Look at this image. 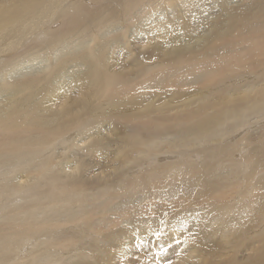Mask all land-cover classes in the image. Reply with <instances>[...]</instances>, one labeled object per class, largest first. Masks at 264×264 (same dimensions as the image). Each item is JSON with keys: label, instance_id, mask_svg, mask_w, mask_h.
Here are the masks:
<instances>
[{"label": "bare ground", "instance_id": "1", "mask_svg": "<svg viewBox=\"0 0 264 264\" xmlns=\"http://www.w3.org/2000/svg\"><path fill=\"white\" fill-rule=\"evenodd\" d=\"M159 1L163 0H129L127 2H124V0H84L82 2L78 0H0V264H55L58 261L61 262L60 264H93L92 260L96 261L97 264H108L105 263V260H111L110 264H119L117 261L113 262L116 253H118V256L124 254L126 258V253L129 254L128 250L131 246L138 253L140 252L138 250L140 245H144V247H141L143 249L141 252L146 253L147 256L155 254L159 258H163L161 260L163 264H198L200 260L194 256V253L199 244L209 246V253H213L212 257L218 258L215 261L217 264H264V170H261L260 177L255 179V173L252 172L253 175L250 177L249 175L246 176L249 171L244 173L245 169L243 168V179L237 180L236 176L239 175V170L242 169L243 164L240 167L232 162L230 163L232 160L230 159L227 162L229 161L228 164L235 167L236 173H233V168L229 169L227 165L226 167L230 171L227 168V170L222 171L223 167L219 166L222 165L224 156L221 155L217 146L212 147V143L211 146L208 145L213 148L212 150L209 148V151L204 154L201 152L200 155L194 153L197 156L196 159L192 156V152L187 153V148L194 147L201 140L204 143L207 139H210L208 131L214 128L215 125L219 126V129L220 126L225 125V128L218 131L216 141L220 142L223 138L226 140L223 135H227L228 138L237 137L239 132L244 131L249 125L253 124L250 122L249 116L251 114L248 115V112L252 111L254 113L256 110V114H254L256 116L257 112L259 113L257 111L260 108L259 106L264 105V65L260 64V69L253 71L251 74H248L249 72L238 73L240 71L239 67H241L239 66L238 70L234 72L227 71L231 73V77L228 73L223 72L224 68H228L234 59L231 56L233 53L231 54L229 51L227 55H230V57L226 56L228 59L231 58L230 63L225 59L229 64L228 67L226 66L227 62L223 61L225 66L223 63L221 65L217 62L218 59L215 60L214 57L213 61L217 62L218 66L221 65L222 68L217 66L218 68L214 70L211 67L216 66V63H213L210 66L213 72H209L210 69L207 72L211 73L215 79H217V76L220 78L223 75L220 79L221 82L217 79L219 82H217L215 88L214 84H207L205 87H200L201 89L199 88L198 92L196 90L193 93L178 95L173 88L180 89L182 82L177 81L180 83L177 89V86L172 87L170 81L173 79L172 82L176 83L177 75H179L178 78H182L180 77L181 72L178 73V71H182L179 69L180 65L179 68L177 67L178 71H174V74L177 72L175 77L170 75L175 80L168 76V74H173L170 73L171 71L167 74L169 79L166 80L170 82L172 88L168 85L167 89L160 91V85L158 86L156 81L160 84L165 80V77L162 78L160 75L159 77L163 79L161 81L154 73L157 77L156 81L152 79L154 81H146L139 85L142 89L152 87L158 89L159 87V93L152 90L154 89L152 88L149 94H147V91L141 93L144 94L143 98L141 95V98L131 97V94L129 96L131 98L125 96L127 101L122 104L124 97L122 94L129 90L131 93L134 90L136 92V88L139 87V85H133V87L125 78V76L130 77L131 73L121 72L120 75L114 74L113 76L108 72L109 69L107 70V65L110 63V54L115 50L114 47L117 46V43L123 45V39L113 42L116 46L111 47L110 40H106V33L104 36L98 37L96 47L94 46L93 49H88L87 44H80L81 47L73 48V45L71 49L69 48V52L60 53L66 45H70L75 39L85 35L87 37L90 31L93 33L97 30L100 31V28L104 27L109 19H113L114 15L110 11V4L114 5L115 3L117 7L116 2H118L120 7H125L124 11L121 9L122 12H129L132 17V14L135 15L137 12L142 13L146 7L156 8ZM189 1L193 0H182V2H186L185 4ZM229 1L225 0V3L227 4ZM241 1L239 0V2ZM249 1L248 5L241 4L242 2L235 5L238 6L236 10L239 9V12L234 11L230 14L231 18L229 20H232L233 27L238 32L236 40L227 39V34L217 36L214 39L218 44H214L208 50H214V47L219 50L222 43L228 46L244 42L246 39H249L252 45H248V48L244 49L242 46L238 47L244 51L237 49L239 53L248 56L245 58L250 57L252 59L253 55L251 54L261 49L258 46L259 44L255 46L253 41L256 39L251 37L253 33L251 25L253 24L251 23L247 28H244V25L238 26L251 17L250 12L252 9L250 10L249 6L256 4H253V2L257 0ZM259 2L262 3L263 1ZM174 3L177 4V2ZM189 3L190 5L187 4L188 9L191 7L190 10H194L193 13L199 15V18L197 16L196 18L189 17L190 24L185 26H182L184 22H182V25L181 23L177 25L179 22L177 24L175 22L173 25L163 24L164 17L161 16L162 14L159 13V16L158 12L152 11L157 14L156 23L154 21L151 25L147 24L148 26L143 32H140L141 35L138 37L140 39L148 36H150V39L153 36H156L158 40L160 39L158 42L154 41L158 44L151 52L154 57L162 58L169 55L166 63L168 65L164 63L165 70L162 69L161 65L159 71H166V66L169 68L171 65L170 68L172 69L177 64H187L189 60L194 61L192 65H195L198 58L200 59V57L209 54L205 51L207 54L203 52L196 55H187L189 52L186 51L203 41V35L200 33L195 35V30L197 28L207 29L208 25H205L209 17L207 14H209V10L216 11L217 9L215 10L214 6L206 5L207 9L205 10L207 12L204 13L205 10L201 6L198 10L202 9L203 15L195 11L197 10L195 7H198L200 2L196 6L192 5V2ZM202 3L200 5H203ZM92 4H95L96 7ZM180 4L182 5L181 2ZM217 5H219L218 2ZM159 6L160 8L163 7ZM167 8L169 10L168 6ZM172 9L173 7L170 10ZM184 9L187 10V6ZM145 11L147 12V10ZM173 11L176 12L177 10ZM122 12L119 13L120 19ZM146 14L143 15L149 16ZM205 15L207 16L205 17ZM145 18L149 19L150 17ZM254 18L253 20H255ZM177 20L179 21V19ZM253 20L251 19L250 22ZM114 21L113 19L112 23ZM116 21L118 22V20ZM131 21H127V25ZM210 26L211 24H209ZM138 28L140 27L136 26V30L131 34L134 39H137ZM179 30L181 35H177ZM188 31L190 33L194 31L195 37L187 38L185 36L184 41H179L178 37L176 38V36H180L181 39L184 38V34ZM206 34H204L205 37H207ZM197 35L199 37L196 38ZM261 35L263 36L260 37ZM123 37L125 39L126 36ZM94 38L96 37L94 36ZM258 38V41L255 42L259 43V40L262 42L264 33H261ZM88 40L90 39L88 38ZM138 46L140 45L138 44ZM166 47L167 52L164 49ZM256 47L257 49H255ZM262 48L264 49V47ZM263 49L255 54L256 58L260 56L259 60L262 54L264 55ZM172 51H176V53H171ZM97 53L100 55L99 58ZM239 53H237V56L242 57L241 54L238 55ZM226 56L223 57L226 58ZM233 56H235V59L237 58L236 55ZM241 57L239 58L242 59L244 56ZM255 57L253 61L251 60L252 62L255 61ZM245 58L246 65L244 62V64L242 62L240 64L246 68L247 63L251 61ZM240 59L233 60V62H239ZM165 60L162 59V62ZM263 60L264 58H261V61ZM85 61L89 63L90 68H86ZM202 61L198 60L195 67H198V64L201 63V66L199 65L201 69L208 64L207 62L204 64ZM210 61L212 60L210 59ZM256 63L255 61L254 64ZM259 66L257 65L258 68ZM78 67L81 70L82 67L83 70H88V73H86L88 80L86 82L88 83L83 84L84 86H80L82 82H79L81 79L78 78V75L83 74L85 78L86 71L79 73L80 69ZM250 67L251 65L248 67L249 71ZM203 69H201L203 72L200 71L198 74L196 70L194 71L195 78L196 76L201 77L202 74L205 75V68ZM260 70H263V73H258ZM182 75H184L183 71ZM192 75L189 74L190 78ZM212 81L215 82L213 79ZM155 83L158 87L155 86ZM218 83L221 84L218 85ZM225 84L231 85L232 88L218 97V101L223 100L226 102V106H224L227 108L222 107L224 110L218 114L219 118H208L209 114H207L205 120H200L194 115L195 111H190L187 117L182 115L175 118V121H170L171 119L169 120L167 115L163 113L173 111L179 107L182 109L184 108L183 105L190 106L197 101L203 102L204 100L214 99L213 92L216 88ZM165 85L166 83L163 84V86ZM87 86L89 87L88 93L78 92L79 89L81 90L82 87ZM185 88L186 86H184ZM152 91H154V94H152ZM73 92L77 94L72 96ZM93 99H100L99 103L93 104ZM145 99L147 100L145 101ZM116 100H119V103ZM49 101H52L53 104L49 103L50 105H48ZM126 102L128 105L131 104L130 108L126 105ZM153 113L155 117H153ZM211 115L214 116L215 114ZM194 116L197 121L190 124L191 120H194ZM110 117H118L125 124L130 123L134 117L139 120L138 126L134 125L133 128L128 130V133H125L126 136L123 135L121 139L117 140L114 138L120 144V147H118L120 150L116 148L117 151L111 154H109L107 148L108 145L110 146L111 138H113L110 133L114 131L111 130L112 132L106 134L107 131L102 130L99 132L100 138L92 136L97 128L95 122L103 119L100 120L99 127H106L108 123L105 122H108ZM227 119H230L228 120L229 124L226 123ZM98 122L96 123L98 124ZM172 127L179 128L180 135H177L180 138H176V140H174V137L169 138ZM108 129L110 128L108 127ZM214 130H211V132ZM159 136H162L161 139ZM104 141L108 142L102 144ZM237 141L232 140L234 143H237ZM129 147L133 148L129 150L130 154L127 150L126 152L123 151V149ZM173 150L176 152H173ZM114 153L118 156L112 159L110 155L112 156ZM133 154L135 155L133 156ZM76 156H88L87 160H84L87 162L83 163L81 160L77 165L70 166L74 163L75 160L73 159ZM56 158H58L57 161H55ZM179 159L182 160V168H178V165L181 167V164H178ZM227 159L229 158L227 157ZM91 160L104 166H100L102 167L101 171L89 175ZM196 160H200L201 164L196 163ZM113 164L116 165L109 168ZM182 171L185 173H181ZM226 172L231 173L224 175ZM222 173L224 176H221ZM203 188L210 189L212 194L214 193L206 204L205 200L207 198L203 199L197 196L192 199L190 197L197 194L199 190L204 192ZM184 201L186 202L184 203ZM184 207L187 209H184ZM169 211L175 215L170 217ZM159 213H164L163 217L167 216L165 220L167 221L170 218L173 223H165L160 227L155 222L156 216L160 215ZM152 214V218L142 220L143 216L146 217ZM212 225L214 229L210 228ZM238 238H241L239 246L236 245ZM231 242H233L232 246H230ZM254 242H257L258 246H256L257 244L254 246ZM33 243L36 245L32 247ZM114 248H117L118 251ZM154 250H157V252ZM243 250H249L245 257L241 255ZM105 251L107 254H104ZM230 252L231 255L229 256ZM97 253L104 254L106 258L104 259V255H97ZM238 254L242 258H239ZM139 255L135 254L133 257L137 256V258L142 259L143 256ZM148 259L150 260V258ZM133 261L129 258L126 259L128 264Z\"/></svg>", "mask_w": 264, "mask_h": 264}, {"label": "rangeland", "instance_id": "2", "mask_svg": "<svg viewBox=\"0 0 264 264\" xmlns=\"http://www.w3.org/2000/svg\"><path fill=\"white\" fill-rule=\"evenodd\" d=\"M79 2H82V1H84V0H78ZM127 1H129V0H127ZM126 0H124V2H127ZM164 1V0H163ZM159 1L158 2V6H156V8L155 7H151V9H150V7H146L143 11L145 12H143L142 11V13H138V15H137V13L134 15V14H132V17H131V14H129V12H122V10L123 9H125V7L123 6V7H120L119 6V3L118 2H116L117 4H118V6L116 7L115 6V3H114V5L113 4H110V7H111V9H110V11H112L113 12V19L115 20L113 23H112V21H113V19H109V21H108V23L107 24H105L104 25V27H102V28H100L101 30L100 31H98V33H97V31L95 32V33H93L92 31H90V33L89 34H87V37H86V35L85 36H82V37H80V38H77V39H75L72 43H75V44H70V45H66L65 46V48L64 49H62L61 51H60V53H62V52H69V50L73 47V45H74V47L73 48H76V47H81V45L82 44H87L88 45V49L89 48H92L93 49V47L95 46L96 47V44H97V41H98V37H100V36H104L106 33H107V35H109V36H107V35H105V37H107L106 38V40H110V44H112L111 45V47H113L115 44H113V42L115 43V42H117L119 39H123L122 41L123 42H125V43H123L122 42V44L124 45H121V44H118L117 43V46L116 47H114L115 48V52L114 51H112V54H110V58H109V62L111 63H109L107 66H108V68H107V70H108V72L109 73H111V75H113L114 76V74H116V75H120L121 74V72H124V73H131L130 74V77L128 76H125V78L131 83V85L133 86H138L139 84H141V83H144V82H146V81H154L157 77H158V79L160 80L161 79V81H163V79L162 78H164L165 77V80L163 81V82H165L166 83V85L165 86H163V84H165V83H163V82H161L160 84L158 83V81H156L157 82V84H158V86L160 85V88H161V90L160 91H162V89H167L168 88V85H170V84H172L173 86L172 87H176L177 89L179 88V85H180V83H178L177 81H179V82H182L181 83V85H180V89H178V90H176L175 88H173L174 89V91L178 94V95H180L181 93H193V91H195L196 92V90H197V92H198V90H199V88L200 87H205V86H207V84H214V88L216 87L215 85L217 84V82H221L222 80H220L221 79V77L223 76H221L220 78L217 76V79L219 80H217V79H215V77L214 76H212V74L210 73H207L208 72V70L210 69L211 70V68H214V70L216 69V68H218V67H221L222 68V66L221 65H223L224 64V62H229L230 63V61H231V58H229L228 59V57L227 56H229L230 57V55H227V54H229V51L231 52V54L233 53V55H236L237 56V53H239V51H244L243 49L244 48H248V45H252V42L249 40V39H246L244 42H241V43H237V44H230V45H228V46H225V45H227V44H224L223 45V43L221 44L222 46L220 47V49L219 50H221L220 52H218L219 50L218 49H216L215 47H214V50L213 49H210V50H208L209 48H212L213 47V45L214 44H218V42L214 39L215 37H217V36H220V35H226V37H227V39H231V40H233V39H235V38H237V31H236V28L234 29V25H233V22H232V20H229L230 18H231V15L230 14H232V12H239V9H237L236 10V8H238V6H235V5H239L241 2V4H249V2L247 1L246 2V0H240L241 2H239V0H233L232 2H231V0L229 1V3H225V0H193V1H189V2H192L193 4L192 5H195L194 3L196 2V1H198V2H200V3H202L203 1V5H200V3H199V6L198 7H195V9H197V10H195V11H198L200 14H203L201 11H203V10H205V9H207L206 7V5H210V6H214V9L216 10V11H213V9L212 10H209V14H207L209 17L207 18V23L205 24L206 26L208 25V27H207V29L206 28H201V29H196L195 30V35H196V33L197 34H202L203 36V41H201L200 42V44H197L198 45V47H197V45L196 46H193L191 49H189L188 51H186L188 54L187 55H190V54H193V55H196V54H201V53H203V52H207V53H209L206 57L204 56V57H200V59L198 58L197 59V61L198 60H203L202 61V63L204 62V64H205V62H207L208 64L206 65V66H203V68H205V71H206V73H205V75H208V76H210V77H208V76H205V75H203L202 74V76L200 77H197L196 76V78H195V70H196V73L198 74V73H200V71H201V73L203 72V68H201V69H203V70H201L200 69V67H199V65L201 64H198V67L196 66L195 67V65H197V61H195L196 63H195V65H192V64H194V61H188L187 62V64H184V63H182V64H177V65H175L176 67H172V69L170 68L171 67V65L169 66V68H168V66H166L167 67V70L166 71H162V70H160L159 71V68H160V66L162 65V69H164V66H165V64L167 63V58H169V55H166V56H163L162 58L160 57V58H158V57H154L152 54H151V52H153L152 51V49H154V48H156L157 46H158V44H156L155 42H158L159 40H158V38L156 37V36H153L151 39L149 38L150 36H148V37H143L142 39H140V38H138L139 37V35H141V33L143 32V30L148 26V25H151L154 21V23H156V19H157V17H156V15L158 14L159 16H160V14H162L161 16H163L164 18V20H163V24H165V23H168V25H173V23H175L176 22V24L179 22V24H177V25H180V23H181V25H182V22H184L183 23V25L182 26H185V25H188V24H190L189 23V21H188V18L189 17H191V18H196V16H197V14H194L193 12H194V10L193 11H191L190 9H191V7H190V9H188V5H190V3L189 2H187V4H185L186 2H182V0H173V1H171V0H167V1ZM208 1V2H207ZM210 1V2H209ZM259 1H261V0H257V1H255V2H253V4L254 3H256V4H254V5H252L251 7L249 6V8H250V10H251V12H250V19H248V21H245V23L244 22H242L241 23V25H238V26H243L244 28H247L248 26H250L251 25V23L253 24V25H251V27H252V29H253V33H252V36L251 37H254V39H256L255 41L257 42L258 41V37H259V35L261 34V33H264V11H262V10H264V9H262V7H264V0H262L263 2L262 3H260ZM161 2V3H160ZM168 2V3H167ZM171 2H177V4L176 3H174L175 5L173 6V3H171ZM180 2L182 3V5L180 4ZM198 2H196V5H198L197 3ZM214 2V3H213ZM217 2L219 3V5H217ZM220 2H221V4H220ZM224 2V3H223ZM243 2H245V3H243ZM122 3V2H121ZM166 5H165V4ZM209 3V4H208ZM216 3V4H215ZM180 6H179V5ZM231 4V5H230ZM93 5V4H92ZM123 5V4H122ZM130 5V4H129ZM159 5H161V6H163V7H161L160 8V6ZM191 5V6H192ZM195 5V6H196ZM226 5V6H225ZM228 5V6H227ZM94 7H96L95 6V4L93 5ZM154 6V5H153ZM166 8H165V7ZM167 6L169 7V10L173 7V9L172 10H168V8H167ZM172 6V7H171ZM176 6H179V7H176ZM187 6V10H185L184 8ZM201 6H202V9L199 11L198 10V8H201ZM219 6V7H218ZM220 6H221V8H220ZM232 8H231V7ZM116 7V8H115ZM174 7H176V9H174ZM223 7V8H222ZM253 7V8H252ZM152 8H153V10H152ZM159 8H160V12H159ZM165 8V9H164ZM178 8H181V9H179L178 10ZM93 9H95V8H93ZM122 9V10H121ZM127 9V8H126ZM156 9V10H155ZM162 9H163V11H162ZM254 9H255V11H254ZM128 10H129V7H128ZM145 10H147V12H148V10H149V12H152V11H155V12H152V13H147ZM164 10H165V12H164ZM173 10H177L176 12L175 11H173ZM221 10V11H220ZM231 12H230V11ZM124 11V10H123ZM183 11H185V12H183ZM213 11V12H212ZM223 11V12H222ZM253 11V12H252ZM120 12H122V15H121V19H120V17H119V13ZM136 12V11H135ZM134 12V13H135ZM174 12V13H173ZM180 14H179V13ZM207 12V10H205V12L204 13H206ZM230 12V13H229ZM125 13V14H124ZM147 13V14H146ZM160 13V14H159ZM174 15L175 13V15H174V17H173V15ZM181 13H182V15H181ZM218 13V14H217ZM226 13V14H225ZM128 14V15H127ZM143 14H146V15H149V16H145V15H143ZM187 14V15H186ZM192 14V15H191ZM216 14V15H215ZM224 14V15H223ZM134 15V16H133ZM141 15V16H140ZM191 15V16H190ZM194 15V16H193ZM204 15V14H203ZM207 15H205V17L207 16ZM144 16V17H143ZM152 16H154L153 18H154V20H153V18H152ZM169 16H170V18H169ZM210 16H213L215 19H212L213 17H210ZM216 16V17H215ZM129 17V18H128ZM144 19H143V18ZM145 17H150L149 19L148 18H145ZM178 17V18H177ZM180 17H181V22H180ZM183 17V18H182ZM187 17V18H186ZM220 17V18H219ZM255 17V18H254ZM257 17V18H256ZM119 18V19H118ZM124 18H125V20H124ZM137 18V19H136ZM156 18V19H155ZM197 18H199V15L197 16ZM253 18L255 19V20H253ZM126 19H128L127 21H131V23H128V25H127V21H126ZM136 19V20H135ZM177 19H179V21L177 20ZM226 19V20H225ZM251 19L254 21H252V22H250L251 21ZM261 19H262V21H261ZM116 20H118V22L116 21ZM138 20V21H137ZM172 20H174V21H172ZM184 20H186V21H184ZM212 20V21H211ZM223 20V21H222ZM260 20V21H259ZM119 21H120V23H119ZM125 21V22H124ZM170 21V22H169ZM259 21V22H258ZM122 22V23H121ZM132 22H133V24H132ZM143 22V23H142ZM149 22V23H148ZM188 22V23H187ZM215 22V23H214ZM249 22V23H248ZM261 22V23H260ZM263 22V23H262ZM109 23H111V24H109ZM115 23V24H114ZM120 24L119 26H118V24ZM140 23V24H139ZM219 23V24H218ZM222 23V24H221ZM229 23V24H228ZM256 25H255V24ZM258 23H260V24H258ZM113 24V25H112ZM141 24H142V26H141ZM148 24V25H147ZM209 24H211V26L209 27ZM214 26H213V25ZM219 26H218V25ZM109 25H110V27H109ZM113 27H112V26ZM132 25V26H131ZM133 25H135L134 27H133ZM231 25V26H230ZM106 26V27H105ZM122 26H124V27H122ZM127 26H128V28H127ZM136 26H138V27H140V28H138L137 29V31H138V34L136 35L137 36V39H134V38H132V36H131V34L136 30ZM213 26V27H212ZM259 26V27H258ZM104 28H106V29H104ZM122 28V29H121ZM127 28V29H126ZM133 28V29H132ZM189 28V27H188ZM218 28V29H217ZM114 29V30H113ZM127 30V31H125V30ZM130 29H131V31H130ZM205 29V30H204ZM213 29V30H212ZM225 29H227V30H225ZM120 30V31H119ZM190 30V29H189ZM201 30H202V32H201ZM215 30V31H214ZM223 30V31H222ZM225 30V31H224ZM107 31V32H106ZM124 31H125V34H124ZM215 33L216 31V33H215V35H214V33ZM260 31V32H259ZM92 32V33H91ZM103 32V33H102ZM117 32H119L118 34H117ZM141 32V33H140ZM194 32V31H193ZM193 32H191L190 33V31H188V32H186V34H184V38L182 37V39L180 38V36H176V38L179 40V41H182L183 39L185 40L186 38H185V36H187V38H194L195 36H194V34H193ZM207 34H206V33ZM257 32V33H256ZM130 33V34H129ZM157 33V32H156ZM212 34V35H210V34ZM218 33V34H217ZM96 34V35H95ZM111 34V35H110ZM204 34H206V36L207 37H205L204 36ZM90 35V36H89ZM119 35V36H118ZM177 35H181V32H180V30H179V34H178V32H177ZM189 35H191V36H189ZM193 35V36H192ZM92 36V37H91ZM94 36L97 38H94ZM112 36V37H111ZM123 36H126L125 37V39H124V37ZM161 36V35H160ZM212 36V37H211ZM263 35H261L260 37H262ZM197 37H199V35H197L196 36V38ZM250 37V38H251ZM88 38L90 39V40H88ZM154 38V39H153ZM157 38V39H156ZM92 39V40H91ZM93 39H94V41H93ZM133 39V40H132ZM204 39H205V41H204ZM214 39V40H213ZM79 40V41H78ZM86 40V41H85ZM88 40V41H87ZM96 40V41H95ZM126 40V41H125ZM128 40V41H127ZM129 40H131V41H129ZM183 40V41H184ZM209 40V41H208ZM236 40V39H235ZM82 41H83V43H82ZM93 43H92V42ZM155 41V42H154ZM211 41V42H210ZM215 41V42H214ZM255 41H253L254 43H255V46H257L258 44V46H259V48L261 47V49L260 50H262L263 48L262 47H264V39H263V41L261 42V40H259V43H256ZM81 42V43H80ZM203 42V43H202ZM214 42V43H213ZM92 45H91V44ZM247 43H249V44H247ZM81 44V45H80ZM138 44L141 46H138ZM208 44V45H207ZM211 44V45H210ZM246 44V45H245ZM76 45V46H75ZM155 45H157L156 47H155ZM204 45V46H203ZM206 45V46H205ZM262 45V46H261ZM70 46V47H69ZM209 46V47H208ZM212 46V47H211ZM243 47V49H239L238 47ZM245 46V47H244ZM94 47V48H95ZM149 48V49H146V48ZM203 47H205V48H203ZM236 49H235V48ZM70 48V49H69ZM121 48V49H120ZM151 48V49H150ZM194 48V49H193ZM196 48V49H195ZM200 48V49H199ZM204 50H203V49ZM224 48V49H223ZM229 48V50H227ZM140 49V50H139ZM143 49V50H142ZM165 49V52H167V47L166 48H164ZM193 49V50H192ZM208 51H207V50ZM237 49H239V51L237 50ZM255 49H257V47L255 48ZM73 50H75V49H73ZM126 50V51H125ZM138 50V51H137ZM148 51V52H146V51ZM191 50V51H190ZM196 52H195V51ZM236 50V51H235ZM259 49L253 54H251V55H253L254 57H255V54L256 53H259V51H260ZM77 51V50H76ZM81 51V50H80ZM97 51V50H96ZM121 51H122V53H121ZM141 51V52H140ZM194 51V52H193ZM199 51V52H198ZM129 52H131V53H129ZM176 53V51H172L171 53ZM205 52V54H207ZM262 52V51H261ZM260 52V53H261ZM263 52H264V49H263ZM262 52V53H263ZM125 53V54H124ZM128 53V54H127ZM135 53V54H134ZM178 53V52H177ZM261 53V54H262ZM98 55H99V53H97ZM139 54V55H138ZM146 54V55H145ZM241 53H239L238 55H240ZM244 54H245V52H244ZM260 54V55H261ZM97 55V56H98ZM227 55V56H226ZM233 55H231L232 56V58H234L233 60H235V61H237L236 59H240L239 57H241V56H237V58L235 59V56H233ZM242 55V59H240V61L239 62H233V60L231 61L232 63H230V66H229V64H228V62L226 63V66L228 67V68H230V70H228V68H224V70H223V72L224 73H228V75L229 76H231V73L230 72H227V71H235V70H238V67L239 66H243V65H241L244 61H246V60H244V58L245 57H248V56H246V55H243V53L241 54ZM93 56H95V57H97L96 55H93ZM132 56V57H131ZM192 56V55H191ZM208 56H209V58H208ZM221 58H220V57ZM223 56H226V58H224ZM251 57L252 59H250V57L249 58H245V59H247V60H249V61H253V59H254V57ZM257 56V55H256ZM100 57V55L98 56V58ZM148 57V58H147ZM170 57H171V54H170ZM212 57V58H211ZM216 59H215V58ZM223 57V58H222ZM260 56H258V58H259ZM124 58V59H123ZM138 58V59H137ZM145 58V59H144ZM202 58V59H201ZM205 58V59H204ZM213 58L215 59V60H217V62H219V63H221V65L220 66H218V64H217V62H215V61H213ZM258 58H256L255 57V61L257 62L256 64H254V62H250V63H247V67L245 68V66H243L242 68L241 67H239V69H240V71H238V73H240V74H244V73H242V72H249L248 74H251L253 71H258L259 69H260V64L262 65H264V60L263 61H261V58H264V55L262 54V56H261V58H260V60L258 59ZM135 59V60H134ZM142 59V60H141ZM160 59V60H159ZM162 59L163 60H165L164 62H162ZM210 59L212 60V61H210ZM220 59H221V61H220ZM225 59L227 60V61H225ZM256 59H258V60H256ZM129 60V61H128ZM131 60H133L132 62H131ZM211 62H209V61ZM120 61V62H119ZM159 61V62H158ZM161 61V62H160ZM224 61V62H223ZM248 61V62H249ZM259 61H260V63H259ZM124 62V63H123ZM126 62V63H125ZM133 62H134V64H133ZM190 62H192V63H190ZM242 62V63H241ZM85 63L87 64V66H86V68H90V66H89V63L88 62H86L85 61ZM120 63V64H119ZM131 63V64H130ZM165 63V64H164ZM186 63V62H185ZM188 63H189V65H188ZM213 63H216V66L214 65V66H212L213 65ZM223 63V64H222ZM241 63V64H240ZM245 63V62H244ZM243 63V64H244ZM252 63V64H251ZM259 63V64H258ZM123 66H122V65ZM127 64H129V65H127ZM133 64V65H132ZM136 64V65H135ZM147 64V65H146ZM148 64H149V66H148ZM240 64V65H239ZM117 65V66H116ZM147 67H146V66ZM151 65H153V66H151ZM166 65H168V64H166ZM181 65V66H180ZM233 65H235L236 67H234ZM245 65H246V63H245ZM251 65V67H250V71H249V66ZM257 65L259 66V68L257 67ZM106 66V67H107ZM179 66H180V68H179ZM186 66H190V67H186ZM201 66V65H200ZM209 66V67H208ZM210 66H212L211 68H210ZM218 66V67H217ZM224 66H225V64H224ZM223 66V67H224ZM125 67V68H124ZM149 67V68H148ZM154 67V68H153ZM179 69H181L182 71H183V73H184V75H182V71H178V68ZM187 69H186V68ZM257 67V68H256ZM80 70H79V73H83V72H85V78L83 77V74H79L78 75V78H80L81 80H79V82L81 81L82 83H81V85L80 86H84L83 84H85V83H88V82H86V80H87V77H86V73H88V70H83V67H82V70H81V68L80 67H78ZM175 68V69H174ZM186 70H185V69ZM190 68V69H189ZM191 68L193 69L192 71H191ZM199 68V69H198ZM245 68V69H244ZM261 68L263 69V67L261 66ZM115 69V70H114ZM158 69V70H157ZM169 69V70H168ZM198 69V70H197ZM112 70V71H111ZM165 70V69H164ZM191 72H190V71ZM209 70V72H213L212 70L210 71ZM222 70V69H221ZM221 70H219V71H221ZM132 71H134V72H132ZM159 71V72H158ZM171 71V72H170ZM173 71V72H172ZM174 71H178V73L180 74V72H181V75H180V77H182V78H178L177 76H179V75H177L176 76V78H177V80H175V75L177 74V72H175L176 74H174ZM188 71V72H187ZM219 71H218V73H219ZM263 70H260L258 73H263L262 72ZM158 72V73H157ZM165 72H167V73H165ZM168 72H170V73H173V74H168ZM232 72V73H233ZM154 73H156V76L154 75ZM159 73H161V74H159ZM188 73V74H187ZM217 73V74H218ZM220 73H222V72H220ZM223 73V74H224ZM136 74H138V75H136ZM167 74H168V76L170 77V78H174V80L176 81V83L173 81L172 82V80L173 79H171V83L170 82H168V80H166V79H169V77L167 76ZM189 74L190 75H192V74H194V75H192L191 76V78H190V76H189ZM161 75V77L162 78H160L159 76ZM170 75H174V77H171ZM186 75V76H185ZM216 75V74H215ZM167 76V77H166ZM193 76H194V79H193ZM83 77V78H82ZM138 79H137V78ZM189 77V78H188ZM232 77V76H231ZM185 78V79H184ZM207 78V79H206ZM148 79H150V80H148ZM152 79H154V80H152ZM157 79V80H158ZM179 79V80H178ZM181 79V80H180ZM187 79V80H186ZM193 79V80H192ZM202 79V80H201ZM212 79L213 80H215V82L214 81H212ZM136 80V81H135ZM197 80V81H196ZM211 80V81H210ZM88 81V80H87ZM141 81V82H140ZM188 81H189V83H188ZM228 81V80H227ZM234 81V80H233ZM202 82V83H201ZM204 82V83H203ZM163 83V84H162ZM170 83V84H169ZM184 83V84H183ZM157 84L155 83V86L156 87H158L157 86ZM174 84H175V86H174ZM187 84V85H186ZM189 84H190V86H189ZM221 83H218V85H220ZM183 85V86H182ZM226 85V84H225ZM225 85H223V86H219L218 88H216V90L213 92V97H214V99H209V100H204L203 102H200V101H197L196 103H192L190 106L189 105H183L182 107H184V108H182L181 109V107H179V108H176L175 110H173V111H166V112H163V113H165V115H167V117H168V119L170 120V121H175V118H179V116L181 117L182 115L183 116H188V113L190 112V111H195V113H194V115L196 116V118H198V119H200V120H205L206 118H207V114H209L208 115V118L209 117H215V118H219V115L218 114H220L221 113V111H223L224 109H227L225 106H226V102H224L223 100H221V101H218V97L220 96V95H222L223 93H226V92H228V90H230L231 88H232V86L231 85H226V87H225ZM133 86V87H134ZM184 86H186V88L184 89ZM187 86H189V87H187ZM196 86H197V89H196ZM165 87V88H164ZM169 87H171V85L169 86ZM171 87V88H172ZM139 88V89H138ZM138 88H136L137 90H139L138 92H137V90H136V92H135V90H134V92H132L131 93V91L129 90V91H126V93H124V94H122V95H124V97H123V99H122V104H125V101H127V100H125L126 98H131L132 96L133 97H137V98H143L144 97V94L142 95L141 93L143 92L144 93V91H147V94H149V93H151V89L152 88H154V87H152V88H144V89H142V87L139 85V87ZM188 88V89H187ZM191 88V89H190ZM193 88V89H192ZM195 88V89H194ZM223 88V89H222ZM89 87L87 86V87H82L81 88V90L79 89L78 90V92H82L83 94H86V93H88L89 92ZM150 89V90H149ZM158 89H159V87H158ZM158 89L156 88H154V89H152V90H156L155 92H158ZM170 89V88H169ZM184 89V90H183ZM201 89V88H200ZM217 89H218V92H217ZM83 90V91H82ZM180 90V91H179ZM190 90H192V91H190ZM226 91V92H225ZM77 92V91H76ZM169 92V91H168ZM173 92V91H172ZM130 93V94H129ZM137 93H139V94H137ZM159 93V92H158ZM170 93H171V91H170ZM219 95H218V94ZM221 93V94H220ZM73 95L72 96H75L77 93H72ZM132 94V95H131ZM137 94V95H136ZM152 94H154V91H152ZM216 94H217V96H216ZM131 95V97H129ZM135 95V96H134ZM140 95H141V97H140ZM125 96H127L126 98H125ZM56 99H59V98H56ZM100 100V99H99ZM99 100L98 99H93L92 100V102H93V104H98L99 103ZM120 100V99H119ZM119 100H116L117 102L119 101ZM130 100H132V99H130ZM147 99H145V101H146ZM217 100V101H216ZM115 101V103H117ZM123 101H124V103H123ZM223 101V102H222ZM54 103L56 102L55 100L53 101ZM53 102L52 101H49L47 104L48 105H50V104H53ZM50 103V104H49ZM119 103V102H118ZM205 103H207L206 105L207 106H209V105H211L210 107H207L206 105H205ZM210 103V104H209ZM219 104V105H217V104ZM133 104H134V102H133ZM200 104H201V106H200ZM213 104H214V106H213ZM126 105L129 107L131 104H127V102H126ZM204 105V106H203ZM223 105V106H222ZM225 105V106H224ZM242 105V104H241ZM199 108H197V107ZM213 106V107H212ZM186 107V108H185ZM224 109H223V108ZM260 108L257 110V111H259V113L257 112V115L256 116H254V114H256L255 112H256V110H255V112L254 113H252V111H249L248 112V115H250L249 116V118H250V122H252L253 124H251V125H249L246 129H244V131H242V132H239V136H237V137H234V138H228V136L227 135H223V137H225L226 138V140H224V138H223V140H221L220 142L219 141H216L217 140V135H218V131H220L222 128H225V125H223V126H220V129L218 128L219 126H217V125H215V127L214 128H211L210 130L207 128V130H209L208 131V136L210 137V139H207L208 141H209V143H208V141L206 140L204 143L202 142L203 140H201V142H198V143H196L197 145H194V147H191V148H187V153H191L192 154V156L195 158V157H197V156H195L196 154H194V153H198L199 155H200V153L202 152V154H204L206 151H209V148H210V150H212L213 148V146L215 147V146H217L218 147V149L220 150V153H221V155L222 156H224L223 157V162H222V165H220L219 167H223V170L222 171H224V170H227L228 168L230 169L231 167L233 168L232 170H233V173H236V169H235V167L234 166H231L232 164H228L229 163V161H230V159H232L231 161H230V163L232 162V163H234L235 165H238V166H240L241 167V165H242V169L241 170H239V172L240 173H238L239 175L238 176H236V179L238 180H242L243 179V173H242V170H243V168L245 169L244 171V173H247L248 171H249V173H247L246 174V176H248L249 175V177L250 176H252L254 173H255V179H258L259 177H260V175H261V170L263 171L264 170V105H262V106H259ZM130 108V107H129ZM222 108V110H220ZM203 109V110H202ZM205 109H206V111H205ZM197 110V111H196ZM219 110V111H218ZM202 111V112H201ZM208 111H213L212 113H210V112H208ZM217 111V112H216ZM261 111V112H260ZM130 112H133V111H130ZM184 112H186L187 113V115H186V113H184ZM174 113H175V115H174ZM178 113H182L181 115L180 114H178ZM184 113V114H183ZM199 113V114H198ZM204 113V114H203ZM262 113V114H261ZM211 114H215L214 116H212ZM133 115V114H132ZM153 115V117H155V114L153 113L152 114ZM157 115H160V114H157ZM211 115V116H210ZM260 115V116H259ZM195 116H194V120H191L192 122H190V124H194V123H196V121H197V119H195ZM203 116V117H202ZM260 117V118H259ZM158 118V117H157ZM136 119V120H135ZM101 121L103 120V119H100ZM100 120H98V121H100ZM122 120V119H121ZM120 120V118L118 119V117H110V118H108V122H105V123H108V125H106V127H99V125L101 124V121L100 122H98V121H96V122H98V124L95 122V124H96V127L98 128H96V131L92 134V136H95V137H101V136H99V132L100 131H107V132H105L106 134H109L108 132H112V131H114V132H112V133H110V135H111V137H113V138H111V140H110V142H109V144H110V146L108 145V148H107V151H109V154H111V153H113L114 151H117V149L118 150H120V148H118V147H120V144L117 142V141H115V139L117 140V139H121V137L123 136V135H125L126 136V134L125 133H128V130H130L131 128H133L134 127V125H136V126H138V122H139V120H138V118L137 117H134L132 120H131V122L130 123H128V124H125V122L124 121H121ZM135 120V121H134ZM228 120H230V119H227V124H229L230 122H228ZM133 121H134V123H133ZM110 122V123H109ZM202 122H205V121H202ZM201 123V122H200ZM225 123V124H226ZM164 125V124H163ZM187 125H189V124H187ZM108 127L110 128V129H108ZM118 129H116V128ZM241 129H242V127H240ZM240 128H238V130H240ZM106 129H108V130H106ZM215 129V130H214ZM218 129V130H217ZM112 130V131H111ZM138 130V129H137ZM178 130H179V128L177 127V128H174V127H172V130L170 131V133H169V135H170V139H171V137H174L175 139L174 140H176V138L178 139V138H180V136H178V135H180L179 134V132H178ZM211 130H214V131H212L211 132ZM217 130V131H216ZM250 130V131H249ZM171 132H173V133H171ZM175 132V133H174ZM177 132V133H176ZM96 133H98V134H96ZM210 133H212V134H210ZM254 133V134H253ZM171 134H173L172 136H171ZM176 136H175V135ZM178 134V135H177ZM202 136H205V135H203V134H201ZM256 135V136H255ZM214 136H216L215 138H214ZM247 138H246V137ZM117 137V138H116ZM162 137V136H161ZM161 137L159 136V138L161 139ZM201 137V136H200ZM242 137V138H241ZM115 138V139H114ZM202 138V137H201ZM237 138L239 139V140H241V141H237ZM124 139V138H123ZM169 139V140H170ZM211 139H213V140H215V141H212ZM243 139V140H242ZM113 140V141H112ZM232 140L234 141V142H236L237 141V143H234V142H232ZM253 141V142H252ZM108 142V141H107ZM106 141H104L102 144H104V143H107ZM216 143V144H213V143ZM230 142H232V143H230ZM250 142V143H249ZM212 143V144H211ZM245 143V144H244ZM249 143V144H248ZM212 145V147H209V146H211ZM227 144V145H226ZM230 144V145H229ZM237 145L236 147L234 146V145ZM247 144V145H246ZM200 145V146H199ZM209 145V146H208ZM250 147H249V146ZM257 145V146H256ZM220 147V148H219ZM238 147V148H237ZM247 147H249V148H247ZM114 148V149H113ZM117 148V149H116ZM224 148V149H223ZM109 149V150H108ZM112 149V150H111ZM132 150L133 148H127V149H123V151L124 152H126V150L127 151H129V150ZM206 149V150H205ZM226 149V150H225ZM235 149V150H234ZM198 150V151H197ZM221 150H222V152H221ZM224 150V151H223ZM179 151V150H178ZM189 151V152H188ZM237 151V152H236ZM89 152V151H88ZM123 152V153H124ZM173 152H176L175 150H173ZM232 152V153H231ZM263 152V153H262ZM129 154L131 153L130 151L128 152ZM127 153V154H128ZM226 153V154H225ZM240 153V154H239ZM242 153V154H241ZM98 154V153H97ZM90 155V154H89ZM135 154H133V156H134ZM179 155V154H178ZM177 155V156H178ZM238 155H239V157H238ZM118 155L117 154H112V156L110 155V157H112V159L113 158H115V157H117ZM252 156H254L253 158H252ZM78 159H77V158ZM76 157H74V159L73 160H75L74 161V163L73 164H70V166H74V165H77V163H80L81 162V160L83 161V163L84 162H87V161H84V160H87V157L88 156H76ZM203 157V156H202ZM226 157V158H225ZM227 157L229 158V159H227ZM234 157V158H233ZM262 157V158H261ZM79 158H81V159H79ZM163 159L165 158V157H162ZM181 158H182V156H181ZM240 158V159H239ZM242 158V159H241ZM249 158H250V161H249ZM261 158V159H260ZM57 159L58 158H56L55 159V161H57ZM166 159H168V158H166ZM196 159V158H195ZM244 159V160H243ZM174 160V159H173ZM227 160H229L228 162H227ZM253 160V161H252ZM258 160V161H257ZM79 161V162H78ZM234 161V162H233ZM187 163H188V161H186ZM196 163L197 162H199V164H201V162H200V160H196L195 161ZM244 162V163H243ZM113 163V162H112ZM239 163H241V164H239ZM259 163V164H258ZM261 163V164H260ZM101 164V163H100ZM100 164H97L94 160H91V167L89 168V172H88V174L89 175H91V174H93V173H95V172H99V171H101V168L102 167H100V166H104V165H100ZM103 164V163H102ZM108 164V163H107ZM178 164H181V167L178 165V168H182V160H180L179 159V163ZM189 164V163H188ZM97 165V166H96ZM116 164H113V165H110L109 166V168H111L112 166H115ZM184 165V164H183ZM226 165H227V167H226ZM190 166V165H189ZM189 166H188V168H189ZM244 166V167H243ZM261 168H260V167ZM224 167H225V169H224ZM259 167V168H258ZM190 168H191V166H190ZM227 168V169H226ZM228 169V170H229ZM258 171H257V170ZM259 169H260V171H259ZM221 171V172H222ZM230 171V170H229ZM252 172H253V174H252ZM181 173H185V172H181ZM229 173H231V172H226V173H224V175H226V174H229ZM251 173V174H250ZM223 175V173L221 174V176H224ZM241 175V176H240ZM237 177H239V178H237ZM204 192H201L200 190L198 191V193L197 194H195V195H191L190 197L192 198V199H194V198H196L197 196L198 197H201V198H203V199H206L205 200V204H206V202H207V200L214 194H212V190H210V189H206V188H203L202 189ZM186 201H184V203H185ZM184 209H187V208H185L184 207ZM160 215H157L156 216V221L155 222H157V224L158 225H160V227H162V225H164L165 223H168V224H171V223H173L172 221H171V219L170 218H168L167 219V221L165 220V218H167V216H165V217H163V215H164V213H159ZM169 216L171 217V216H174L175 214L174 213H170V211H169ZM152 216H153V214L152 215H149V216H143L144 218L142 219V220H146L147 218H152ZM133 217H135V218H138L137 216H133ZM160 218V219H159ZM158 219H159V221H158ZM163 223H162V222ZM196 227V226H195ZM264 227V226H263ZM210 228H213L214 229V226L212 225ZM258 229V228H257ZM257 229H256V231H257ZM155 233H157V232H155ZM154 238V237H153ZM240 239L241 238H238V240H237V242H236V245L237 246H239V241H240ZM231 244H233V242H231L230 243V246H232ZM257 244V245H256ZM36 244L35 243H33L32 244V247L33 246H35ZM253 245L255 246H258V243L257 242H254L253 243ZM202 246V247H201ZM31 247V248H32ZM141 247H144V245H140L139 247H138V250L140 251V252H138L139 254H141L143 257H142V259L140 258L141 256L137 253V251H134V249H132V246H131V248H130V250H128V252H129V254L128 253H126V258H125V255L124 254H122V255H120V256H118L117 254L118 253H116L115 255V257H113L115 260H113V262H116L117 261V263H119V264H128V263H126V259L127 258H129V259H131V261H133L132 263H129V264H158L159 263V261H160V263H162L163 264V262L161 261L163 258H159V257H157V255H155V254H152V255H150V256H147V254L146 253H144V252H141V251H143V249L141 248ZM203 247H205V248H203ZM253 247V246H252ZM31 248H29V250H31ZM199 248H201V249H199ZM136 249V248H135ZM142 249V250H141ZM210 248H209V246L207 247V245L206 246H203L202 244H199L198 245V247L196 248V252L194 253L195 255L194 256H196V258H198L200 261L198 262V264H206V263H209V264H217L215 261L216 260H218V258H214V257H212V254L213 253H209L210 252V250H209ZM114 250H116V251H118V249L117 248H114ZM155 252H157V250H154ZM106 252V251H105ZM227 252H229V251H227ZM247 252H249V250H243V252L241 253V255H242V257H245L246 255H247ZM199 253V254H198ZM98 254H101V256L102 255H104V254H107V252L106 253H104V254H102V253H97V255ZM135 254H137V255H139L140 257H138L137 258V256L136 257H133V256H135ZM160 254H161V252H160ZM198 254V255H197ZM113 254H112V252H111V256H112ZM231 255V252H230V254H229V256ZM241 255L240 254H238V256H239V258H242L241 257ZM100 256V255H99ZM98 256V257H99ZM123 256V257H122ZM130 256V257H129ZM215 256V255H214ZM121 257V258H120ZM155 257H157V258H155ZM205 257H207V258H205ZM210 257H211V259H210ZM231 257H234V256H231ZM104 259L106 258L105 257V255H104V257H103ZM133 258V259H132ZM146 258V259H145ZM148 258H150V260L148 259ZM204 258V259H203ZM206 259V260H205ZM212 259H213V262H212ZM205 260V261H204ZM144 261V262H143ZM147 261V262H146ZM156 261V262H155ZM94 262V263H93ZM96 261H94V260H92V263L93 264H97V262L95 263ZM109 262H111V260H105V263H108V264H110ZM56 263H61L60 261H58V262H55V264ZM159 263V264H160ZM114 264V263H113Z\"/></svg>", "mask_w": 264, "mask_h": 264}]
</instances>
